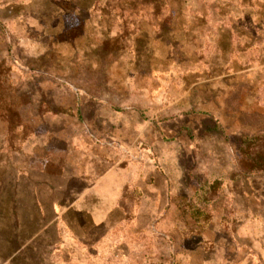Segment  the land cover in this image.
<instances>
[{
  "label": "rangeland",
  "instance_id": "obj_1",
  "mask_svg": "<svg viewBox=\"0 0 264 264\" xmlns=\"http://www.w3.org/2000/svg\"><path fill=\"white\" fill-rule=\"evenodd\" d=\"M12 30L0 133L13 152L30 161L39 145L67 173L75 142H124L155 166V200L123 202L140 214L121 228L132 249L107 264H264V172L242 145L264 150V0H52Z\"/></svg>",
  "mask_w": 264,
  "mask_h": 264
},
{
  "label": "crops",
  "instance_id": "obj_2",
  "mask_svg": "<svg viewBox=\"0 0 264 264\" xmlns=\"http://www.w3.org/2000/svg\"><path fill=\"white\" fill-rule=\"evenodd\" d=\"M51 1L35 0L37 15L31 14L30 3L17 0L0 7V40L4 41L0 62L5 60L10 70L18 67L10 43L12 25H23L29 32L39 25V4ZM10 135L9 130L0 133V264H94L96 260L107 264L111 252L117 256L132 249L121 228L132 222L128 216L140 214H133L123 202L140 200V189L145 200H155V184L149 179L155 171L152 162H134L133 148L124 142L117 151L78 141L69 149L71 160L76 161L70 163L69 172L52 171L39 154V145L29 161L27 155L22 157V146L13 152L5 139ZM110 136L116 143L121 141L118 130Z\"/></svg>",
  "mask_w": 264,
  "mask_h": 264
},
{
  "label": "trees",
  "instance_id": "obj_3",
  "mask_svg": "<svg viewBox=\"0 0 264 264\" xmlns=\"http://www.w3.org/2000/svg\"><path fill=\"white\" fill-rule=\"evenodd\" d=\"M10 71V67L5 63L4 61L0 62V84L3 82L2 74L5 72ZM246 134H242L243 137V151L248 154H252L253 152L256 153L258 160L261 164V170L264 172V150L261 146L258 144H255L253 137L254 136H248ZM242 145H241V150H242ZM258 150H256V149Z\"/></svg>",
  "mask_w": 264,
  "mask_h": 264
}]
</instances>
